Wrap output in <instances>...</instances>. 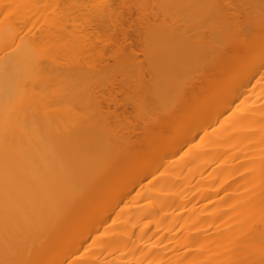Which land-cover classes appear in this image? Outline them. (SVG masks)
Listing matches in <instances>:
<instances>
[{"label":"bare ground","instance_id":"1","mask_svg":"<svg viewBox=\"0 0 264 264\" xmlns=\"http://www.w3.org/2000/svg\"><path fill=\"white\" fill-rule=\"evenodd\" d=\"M133 1L0 0V264H264V0Z\"/></svg>","mask_w":264,"mask_h":264},{"label":"rangeland","instance_id":"2","mask_svg":"<svg viewBox=\"0 0 264 264\" xmlns=\"http://www.w3.org/2000/svg\"><path fill=\"white\" fill-rule=\"evenodd\" d=\"M132 2H134V1L132 0ZM138 19H139V17L137 15H134V14L131 16L130 19H128V24L124 26V30L126 31V33H128L129 35H134L133 33H134L135 28L138 25ZM135 47H137V46H135ZM135 47H134V49H135ZM137 51H138V49H137ZM122 117H123V120H121ZM119 120H120V122L123 121L125 124L129 123L130 124L129 126L132 125L136 128L139 127V121H138L137 117L135 116V114L133 113L132 109H130V108H128L126 110L125 115L121 116ZM120 122H119V124L123 123V122H121V123ZM124 123L122 125H124V127H125ZM119 124H118V126H120ZM126 126H127V124H126ZM119 128H123V127L120 126Z\"/></svg>","mask_w":264,"mask_h":264}]
</instances>
